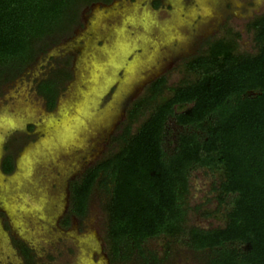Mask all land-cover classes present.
Wrapping results in <instances>:
<instances>
[{
  "label": "rangeland",
  "instance_id": "1",
  "mask_svg": "<svg viewBox=\"0 0 264 264\" xmlns=\"http://www.w3.org/2000/svg\"><path fill=\"white\" fill-rule=\"evenodd\" d=\"M152 1L122 0L86 11L83 6L76 28L67 39L50 41L47 55L38 54L32 62L31 74L22 73L0 85V158L9 150L17 156L11 175L0 171V213L9 218L10 227L7 231L0 217V264H25L11 245V232L30 244L32 264H108L102 253L107 250L109 195L103 189H93L82 223H75L67 233L56 227L70 182L87 166L117 151L119 135L127 126L134 133L147 118L145 111L129 120L128 109L149 83L164 76L166 85L174 87L194 79L184 62L203 52L207 42L228 37L236 42L237 51H256L247 23L264 13V0H159V8ZM52 54L56 59L49 62ZM51 62H66L71 79L61 86L57 107L48 112L36 85ZM116 65L130 71L114 72ZM111 77L113 84L96 100L88 119L80 118L78 128L68 124L67 113L79 115L83 104L87 109L89 94L104 91ZM171 95L165 89L160 98ZM177 129L171 122L168 148L174 147ZM11 139L19 142L14 148L9 147ZM220 178L204 168L192 171L187 224L206 229L224 226L226 207L215 191ZM204 211L208 216H203ZM145 247L162 259L161 264H206L209 253L169 243L166 237L151 239ZM114 264L140 261L132 257Z\"/></svg>",
  "mask_w": 264,
  "mask_h": 264
},
{
  "label": "trees",
  "instance_id": "2",
  "mask_svg": "<svg viewBox=\"0 0 264 264\" xmlns=\"http://www.w3.org/2000/svg\"><path fill=\"white\" fill-rule=\"evenodd\" d=\"M97 1L110 0H0V85L32 64L50 41L70 33L83 6ZM247 27L254 53L237 51L228 37L207 42L184 62L194 79L174 87L164 76L149 83L128 109L129 120L145 111L147 118L134 133L127 126L117 151L71 181L69 213L79 218L87 215L95 187L109 195L105 242L111 262L136 257L140 264H161L145 243L166 237L194 252L209 251L206 264H264V13ZM70 78L61 68L39 82L49 110ZM165 89L172 95L160 98ZM171 122L178 129L168 148ZM3 168L11 170L10 158ZM200 168L221 177L215 191L226 207L222 227L187 224L189 179ZM21 252L32 264L30 249L22 245Z\"/></svg>",
  "mask_w": 264,
  "mask_h": 264
},
{
  "label": "flooded vegetation",
  "instance_id": "3",
  "mask_svg": "<svg viewBox=\"0 0 264 264\" xmlns=\"http://www.w3.org/2000/svg\"><path fill=\"white\" fill-rule=\"evenodd\" d=\"M122 0H110L109 2H107V3H105V2H101V1H97V2H92V3H90V4H88V5H85V11L86 10H91L95 5L96 6H101V7H107V6H111L112 4H114V3H116V2H121ZM160 2L161 1H159V0H153L152 1V4H154V6L155 7H157V8H159V6H160ZM83 18H84V15H83ZM85 19V18H84ZM74 28H76V25L73 27V29ZM73 29H72V31H73ZM71 31V32H72ZM67 36V35H66ZM66 36H63V37H61V39L60 40H63V39H67L66 38ZM47 50V49H46ZM49 51H43V52H41L40 53V55L41 54H45V55H47V53H48ZM39 55V56H40ZM55 56L52 54L51 55V58H50V60L48 59V61L50 62V61H53V59H56V58H54ZM60 58H63L62 56H60ZM36 59H37V57H36ZM35 59V60H36ZM35 60H34V62H35ZM30 66H32V64H30L29 66H27L18 76H20L22 73H24V74H31L30 73ZM48 67H50V69L48 70V72H52V71H55V70H58V69H61V68H66V69H69V67H67V65H66V62H64L63 64H61V63H58V65H55V64H53V62H51V63H49L48 64ZM47 72V73H48ZM46 72H45V74L43 75V77L41 78V79H39L38 80V82H37V85H36V92H37V94L39 95V96H41L39 93H38V90H37V86H38V84H39V82L41 81V80H43V79H45V78H47L48 76H49V73L47 74ZM17 76V77H18ZM33 76H35V78L37 77L36 75H33ZM16 77V78H17ZM15 78V79H16ZM71 79V78H70ZM70 79H68V80H66V81H69ZM65 81V82H66ZM61 90H62V88L60 89V91H59V94H58V97H57V99H56V104H55V107L53 108V109H51V110H49L48 109V107H47V105H46V100L41 96V98L42 99H44V105H45V107H46V109H47V111L49 112V111H53L55 108H56V106H57V104H58V100H59V95H60V93H61ZM10 145H9V147H11V148H14L17 144H19V142H18V140L17 139H11L10 141ZM16 157L17 156H15V154H13V152L12 153H10V150L8 151V153H4L3 152V154H2V156H1V158H0V161H1V165H0V171L3 173V174H5V175H11L13 172H14V170H15V167H16ZM6 158H10V160H11V165H12V168H11V170H9L8 172H6V171H4V168H3V165H4V161H5V159ZM89 166H91V165H89ZM89 166H87L82 172H80L81 174H80V176L83 174V172L89 167ZM77 177H79V176H77ZM76 177V178H77ZM71 183V182H70ZM69 187H70V184H69ZM68 198H67V203H66V206L64 207V209L63 210H61V212L59 213V215H58V218H57V222H56V227L58 228V230H60L61 232H68L73 226H74V224L75 223H82V221L86 218V216H84L83 218H79V217H77V216H75V215H73V214H70L69 213V200H70V190L68 189V196H67ZM88 208H89V205H88ZM4 213L3 212H1L0 213V217L1 218H3L4 220H3V222H1V223H3V224H5V228L7 229V231L10 229V227L8 226V219L9 218H7V216L6 217H2L1 215H3ZM7 219V220H6ZM67 219H69L68 220V224H66V221H67ZM10 222V221H9ZM11 232V231H10ZM11 240H10V242H11V245L14 247V249H15V251L17 252V254H19V256H20V258L22 259V262L23 263H25L26 264V260H25V258H24V256H23V253L21 252V246L22 245H25L26 247H28L29 249H30V254L32 255V257L34 258V254H33V250H32V248H31V246H30V244L27 242V241H25L19 234L16 236L14 233H10L9 234V236H8ZM90 239H91V241H90ZM90 239H88L89 240V242H90V244H92V237L90 238ZM88 242V241H87ZM92 250H94V249H91V251ZM96 253V252H95ZM102 257L107 261V263L108 264H114V263H118V262H111L110 261V258H109V256H108V254H107V251L106 250H104L103 251V253H102Z\"/></svg>",
  "mask_w": 264,
  "mask_h": 264
},
{
  "label": "water",
  "instance_id": "4",
  "mask_svg": "<svg viewBox=\"0 0 264 264\" xmlns=\"http://www.w3.org/2000/svg\"><path fill=\"white\" fill-rule=\"evenodd\" d=\"M136 47V46H135ZM131 52V51H130ZM130 52L129 53H127V54H125L124 56L125 57H127V55L128 54H130ZM135 63V62H134ZM113 64L114 63H111V65L113 66ZM135 64H137V63H135ZM132 66V65H131ZM106 67L107 68H110L111 66L109 65H106ZM124 70V69H126L125 71H130V69L128 68H124L123 69V67L122 66H120V65H116V66H114L113 67V71L115 70V71H117V70ZM114 71V72H115ZM125 71L123 72V74H125ZM125 75H127V73L125 74ZM113 80H112V77L109 79V82L106 84V87H105V89H104V91H102V92H100L99 94H89L90 95V97L89 96H87V97H89L88 98V102H89V104H87V106H88V108L86 109V107L84 106L85 104H83L80 108V110H79V115H73V116H71L72 115V113H67V117L69 118L68 119V121H69V123L68 124H71L72 126H76L75 128H78V126H77V124L79 123V121H80V118H81V120L83 119L84 121H86V119H88V116L91 114V113H93L94 112V106H95V104H96V100H98L100 97H102L103 95H104V93L108 90V88L113 84V82H112ZM58 105V104H57ZM57 107V106H56ZM91 108H93V109H91ZM82 109H84V111H82ZM69 115V116H68ZM71 116V117H70ZM86 124H88V123H86ZM9 127V126H8ZM82 129V128H81ZM80 129V130H81ZM76 130V129H75ZM79 130V131H80ZM6 131H7V129H6ZM5 133H3V139H4V137H5V135H4Z\"/></svg>",
  "mask_w": 264,
  "mask_h": 264
}]
</instances>
